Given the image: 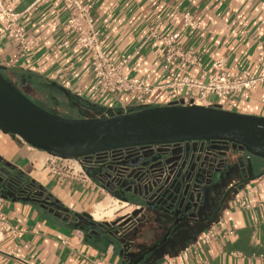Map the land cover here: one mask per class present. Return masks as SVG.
Returning <instances> with one entry per match:
<instances>
[{
	"label": "crops",
	"instance_id": "0c3cea01",
	"mask_svg": "<svg viewBox=\"0 0 264 264\" xmlns=\"http://www.w3.org/2000/svg\"><path fill=\"white\" fill-rule=\"evenodd\" d=\"M14 1L15 11L23 15L21 24L26 37L36 39L38 46L24 52L11 39L1 41L0 73L28 95L46 100L55 110L60 104L71 107L76 113L74 118L87 117V113L111 116L140 107L167 105L179 98L173 90L158 91L143 103L127 94H98L89 54L83 49L59 47L68 18L64 0ZM81 1L93 5L92 14L106 55L115 62L132 55L124 72L150 84L164 81L163 41L147 39L150 28L157 25L161 36H173L178 45L203 59V68L186 65L178 70L181 75L206 82L214 73L212 62L220 57L239 73L258 74L264 69V0ZM186 10L198 18L199 29L184 26L182 14ZM53 91H58L61 98L52 97ZM219 105L230 111L264 116V84L223 98ZM48 157V151L0 130V166L9 168L8 182L14 186L36 183L54 202L68 209L22 200L14 190L1 188L0 212L18 229V234L6 236L0 243V264H24L21 260L35 264H132L159 243L173 223V218L161 211L134 218L118 229L122 254L121 247L107 235H92L79 221L78 215L93 216L99 197L113 196L103 181L95 178L93 167L83 164L87 180L78 181L49 172ZM224 158L204 191L195 217L175 226L166 245L148 254L140 264H166V258L185 245L190 246L188 259L174 264H264V258L259 256L264 254V159L242 149H230ZM242 199L255 207H240ZM127 206L130 209L123 216L138 209L134 204ZM213 224L234 229L235 233L230 240L220 237L202 244L201 234Z\"/></svg>",
	"mask_w": 264,
	"mask_h": 264
},
{
	"label": "water",
	"instance_id": "95a60500",
	"mask_svg": "<svg viewBox=\"0 0 264 264\" xmlns=\"http://www.w3.org/2000/svg\"><path fill=\"white\" fill-rule=\"evenodd\" d=\"M0 130L19 137L37 149L62 157L83 158L84 161L95 154L133 146H179L178 152L177 148L158 150L160 154L154 159L161 160L160 168L149 166L141 170L137 168L138 164L109 158L95 161V166L101 170L107 168L105 175L111 182L127 186L126 190L137 196L136 199H122L141 206L127 215L122 227L149 211H161L173 218L163 239L146 253L164 247L175 226L195 217L216 167L225 162L224 157L230 149H242L264 159V116L226 110L219 104L207 107L175 101L111 116L94 117L88 114L87 117L69 118L36 104L2 73ZM3 181L4 177H0V182ZM19 198L31 200L30 197ZM52 200L50 197L37 202L68 210ZM78 216L93 232L105 234L119 245L123 254L118 229H114L117 222L113 223V230L109 232L103 228V224L85 219L83 215ZM187 246L170 257L177 256ZM144 258L145 254L132 264H139Z\"/></svg>",
	"mask_w": 264,
	"mask_h": 264
},
{
	"label": "built area",
	"instance_id": "2783aa9c",
	"mask_svg": "<svg viewBox=\"0 0 264 264\" xmlns=\"http://www.w3.org/2000/svg\"><path fill=\"white\" fill-rule=\"evenodd\" d=\"M64 5L68 11V18L63 27L65 38L59 47L83 49L89 54L95 80L94 90L100 95L127 94L137 103H143L146 97L158 91L181 90L183 93L177 99L179 103L213 107L218 105L219 100L223 98L252 90L259 84H264V69L258 74H252L249 71L239 73L229 68L223 57L212 62L211 66L214 73L206 82L188 74H179L178 70L186 65L203 68V59L200 55L178 45L173 36H161L158 25L150 28L147 39L160 38L163 41L165 46L162 63L164 81L158 84H150L138 75H130L124 72V68L131 60L132 55H125L118 62L106 55L103 50L100 31L95 25L91 3L81 0H64ZM22 17L21 13L15 11L14 0H0V42L11 39L19 45L22 51L29 52L38 46V41L26 37L21 24ZM182 18L186 28L197 30L201 27L198 18L189 10L183 12ZM46 167L49 172L55 174L65 175L78 181L87 180L80 158L62 157L49 152ZM104 188L106 189L105 186ZM247 193L250 194L251 191L248 190ZM1 201L0 198V203ZM134 205L137 208L141 207L137 204ZM239 205L244 209L255 207V204L247 199H242ZM234 233V229H221L217 225H213L203 233L199 242L209 244L220 237L230 240ZM17 234L18 229L4 213L0 212V243L6 236H16ZM262 247L264 249V242ZM189 251L190 246H187L177 256L167 257L166 264H174L178 260L186 261L189 257ZM231 254L233 256L238 255L237 252ZM259 256L264 258V254ZM21 261L24 264H35L28 260Z\"/></svg>",
	"mask_w": 264,
	"mask_h": 264
},
{
	"label": "flooded vegetation",
	"instance_id": "af4514ba",
	"mask_svg": "<svg viewBox=\"0 0 264 264\" xmlns=\"http://www.w3.org/2000/svg\"><path fill=\"white\" fill-rule=\"evenodd\" d=\"M90 113H87V115ZM185 146V144H182ZM179 146L175 145H147V146H133L129 148H122L117 150H112L107 153H101V154H95L93 155V158L87 159V161H84L83 158H80V161L82 162V165L85 164L87 166L93 167L95 178L103 181L104 186L106 189L116 196L117 198L123 199L124 197H127V199L130 198H137V196L133 195V192H129L126 190L127 186L117 185L115 182H111V179H108L105 175L107 168H104L101 170L98 166H95V161H103L107 158L117 160V162H126V163H132V164H138L137 168H140L141 170L147 169L149 166H155L154 168H160V159H154L158 157L160 154L158 150L164 149H176V151H179ZM154 159V160H152ZM93 161V162H92ZM91 162V163H90ZM107 166H110V164H107ZM115 166V165H111ZM218 168V166L216 167ZM9 171V168L7 166H0V177H4V181L0 182V190L1 188L8 187L11 190H14L16 195L18 197H30L31 200L37 201V200H48L50 198L49 195H46L36 183H33L31 181L25 182L22 185L14 186L12 183L8 182V176L6 175ZM116 198V199H117ZM37 199V200H36ZM53 201V200H52ZM40 202V201H39ZM41 203V202H40ZM42 204V203H41ZM85 219H88L92 221L93 219L91 217H88L86 215H83ZM128 216H125L120 220V222H117V225L114 227V229L122 228L121 224L125 222ZM134 220V218L132 219ZM131 220V221H132ZM82 226H84L92 235L97 233L93 232V229L90 226L85 225L84 221L80 219ZM98 224H103V228L109 232L113 230V224L107 225L105 223L97 222ZM145 254V257L148 256L150 253L144 252L142 255ZM141 257V255L139 256ZM139 257H137L134 261H136ZM133 261V262H134ZM142 262V261H141ZM140 262V263H141ZM139 263V264H140Z\"/></svg>",
	"mask_w": 264,
	"mask_h": 264
},
{
	"label": "rangeland",
	"instance_id": "374dc122",
	"mask_svg": "<svg viewBox=\"0 0 264 264\" xmlns=\"http://www.w3.org/2000/svg\"><path fill=\"white\" fill-rule=\"evenodd\" d=\"M17 87H19L20 90L24 94H26L31 100H33L36 104H38L39 106H41V107H43V108H45V109H47V110H49L51 112H54V113H57V114H59L61 116H65V117H69V118H74L76 116V113L71 110V107H67V106H64V105L60 104V107H58V109L56 108V110H55L53 108V106L50 105V103L46 102V100H42L41 101V100L35 98L34 96L28 95L23 89H21L20 86L17 85ZM53 93L55 95L50 94V95H52V97L59 96V98H61L59 93H58V91H53ZM166 93L167 94H171L170 92H166ZM172 93L175 95V97H180L182 95L183 91H181V90H173ZM63 100H64V98H63ZM106 196H108V198H110L109 196H112V195H108V194L107 195H102L101 197H99V201L104 199ZM112 197L115 198V199L112 198L114 201L117 198L115 196H112ZM117 199H120V198H117ZM120 200H122V199H120ZM123 202H125V201H119L120 204H122ZM127 205H128V203H127ZM127 205L125 207H121L118 210H115L112 215L104 216L99 222L105 223L107 225H112L114 222H118V221L120 222V220L125 217V216H123L124 213H126L130 209V207L127 206ZM91 217H93V216H91Z\"/></svg>",
	"mask_w": 264,
	"mask_h": 264
},
{
	"label": "bare ground",
	"instance_id": "6f19581e",
	"mask_svg": "<svg viewBox=\"0 0 264 264\" xmlns=\"http://www.w3.org/2000/svg\"><path fill=\"white\" fill-rule=\"evenodd\" d=\"M126 205H127L126 202L120 204L118 200L114 201L111 198H106L97 204L93 216L95 219L101 220L104 216L112 215L115 210H118L121 207H125Z\"/></svg>",
	"mask_w": 264,
	"mask_h": 264
}]
</instances>
